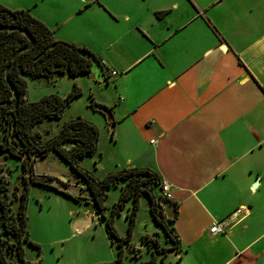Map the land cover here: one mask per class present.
Listing matches in <instances>:
<instances>
[{
    "label": "crops",
    "instance_id": "obj_1",
    "mask_svg": "<svg viewBox=\"0 0 264 264\" xmlns=\"http://www.w3.org/2000/svg\"><path fill=\"white\" fill-rule=\"evenodd\" d=\"M1 2L101 58L106 77L81 75L110 109L88 119L101 132L94 156L104 145L111 167L99 169L150 168L170 184V264H264V0Z\"/></svg>",
    "mask_w": 264,
    "mask_h": 264
},
{
    "label": "trees",
    "instance_id": "obj_2",
    "mask_svg": "<svg viewBox=\"0 0 264 264\" xmlns=\"http://www.w3.org/2000/svg\"><path fill=\"white\" fill-rule=\"evenodd\" d=\"M27 33L35 43L31 49L19 55L16 65L9 73V79L20 95L19 105L15 107L9 104L15 100V94L7 79V69L16 52L30 43ZM92 57L99 60L106 77L104 64L93 51L74 43L55 40L53 31L28 10L11 11L0 0V151L7 157L21 160L23 167V192L21 195L14 192L10 196V182L1 173L0 166V264H34L25 256V244L38 246L31 240L28 228L29 185L34 183L59 191L53 185L55 177H38L33 171V163L38 158L49 155L51 151L56 152L86 181L98 212L106 221L109 236L120 247L118 258L111 264H126L125 249L131 243L143 195L149 197L153 219L163 228L167 241L173 244V248H164L166 252L159 253L179 249V239L171 225L175 219L167 217L163 199L161 195H156L153 188L158 186L161 190L162 183L155 171L150 168H123L99 179L82 166L80 160L93 157L98 152L101 132L96 124L81 116L65 121L58 133L45 136L42 127L44 123L60 120L72 101L81 96L82 90L77 84L66 97L51 94L35 102L26 98L29 78H48L54 74L71 77L90 75L93 74ZM92 100L94 101L93 98ZM99 107L110 111L106 106ZM50 131L51 128L47 132ZM121 183L124 186L118 202L108 208L105 203L108 191ZM18 200L19 206L15 209L14 202ZM131 200L134 206L131 215H128L130 226L128 234L123 236L115 226V218ZM109 209L110 214L106 215ZM146 239L147 236H144V240ZM154 240L156 243L160 241ZM14 253L17 254V262L8 259ZM157 254L152 251V257L148 261L135 264H157Z\"/></svg>",
    "mask_w": 264,
    "mask_h": 264
},
{
    "label": "rangeland",
    "instance_id": "obj_3",
    "mask_svg": "<svg viewBox=\"0 0 264 264\" xmlns=\"http://www.w3.org/2000/svg\"><path fill=\"white\" fill-rule=\"evenodd\" d=\"M75 83L81 88L82 94L72 101L62 119L53 122L54 132L60 130L63 122L78 116L95 121L102 118L101 113L97 112L100 110L97 102L100 98L105 97V93L101 91V85L95 81L93 76H80L75 79L68 75H55L49 79H28L26 98L30 102L38 101L51 94L66 97L72 92ZM103 90L106 91V89ZM48 124L46 122L42 126L46 137L52 135V132H47L50 129ZM102 148L105 154L80 160L81 165L93 172L99 179H103L110 173L99 169V166L111 167L107 163L109 150L104 145ZM0 166L1 173L9 179L10 196L14 192L21 195L23 192L22 161L14 157H7L0 151ZM33 171L38 177L53 176L56 179H62L64 187L57 186L59 191H55L46 186L30 183L27 209L28 228L31 240L38 246L25 244L26 259L34 264H110L115 261L119 256L120 247L116 240L109 236L106 221L98 212L86 181L54 151H51L46 157L38 158L33 163ZM123 186L124 183H121L108 191L105 200L108 208H112L118 202ZM153 188L156 195L162 197V190L158 186H153ZM18 206L19 200L14 202V208L17 209ZM133 206V201H129L115 218V226L123 236L128 234L130 226L128 215H131ZM110 210L106 212V215L110 214ZM90 217H93V220L89 226L82 230L76 227L80 218L88 221ZM136 218L137 224L133 231L132 241L130 245L126 246L127 262L130 263L135 258H138L139 262L148 261L152 257L153 251L158 253L157 264L164 262L170 264V261L175 258V252L169 255L159 253L166 252L164 247H170L172 243L167 242L163 228L153 219L147 195H143L140 200V209ZM146 230L152 234L156 233L157 237L145 235L147 239L144 240L143 234L146 233ZM154 239L160 240L163 245L160 244V241L156 243ZM145 241L149 243L146 244ZM8 259L17 262V254H10Z\"/></svg>",
    "mask_w": 264,
    "mask_h": 264
},
{
    "label": "water",
    "instance_id": "obj_4",
    "mask_svg": "<svg viewBox=\"0 0 264 264\" xmlns=\"http://www.w3.org/2000/svg\"><path fill=\"white\" fill-rule=\"evenodd\" d=\"M27 35L30 38V43L27 46L21 48L20 50H18L16 52V54L14 56L13 62L11 63V65L9 66V68L7 69V79H8V82H9L10 86L12 87L13 92L15 94V100L12 101L9 104H13V105H15V107H17L19 105L20 95L17 92V90L15 89L14 85L12 84V82L10 81V79H9V73H10L11 69L16 65V62H17V59H18L19 55L23 51L28 50V49H31L33 47L34 43H35L34 42V39L30 36V34L27 33ZM92 60H93V72H94L95 76L97 77V79L102 80L103 77H104V72H103L102 67L99 64V60L97 58H95V57H92ZM63 179L65 180V178H63ZM53 185L55 187H57V186H59L61 188L64 187L63 182H62V179H56V180H54L53 181ZM164 207H165V212H166V215H167L168 218H174L176 216L177 206H176V204L174 202L168 201V202H166L164 204Z\"/></svg>",
    "mask_w": 264,
    "mask_h": 264
},
{
    "label": "built area",
    "instance_id": "obj_5",
    "mask_svg": "<svg viewBox=\"0 0 264 264\" xmlns=\"http://www.w3.org/2000/svg\"><path fill=\"white\" fill-rule=\"evenodd\" d=\"M111 75L113 77H117L118 76V73L115 72V71H113V72H111ZM161 190H162V197H163V205L166 202L173 200L171 186L165 180H162ZM222 230H223L222 223L215 222L213 224L212 228H211V233H220V232H222Z\"/></svg>",
    "mask_w": 264,
    "mask_h": 264
}]
</instances>
